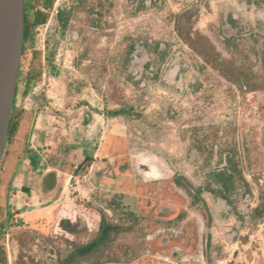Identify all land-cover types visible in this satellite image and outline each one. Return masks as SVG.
Returning <instances> with one entry per match:
<instances>
[{
	"label": "rangeland",
	"instance_id": "374dc122",
	"mask_svg": "<svg viewBox=\"0 0 264 264\" xmlns=\"http://www.w3.org/2000/svg\"><path fill=\"white\" fill-rule=\"evenodd\" d=\"M166 1L162 10L135 15L130 0H89L62 35L58 9L77 0H56L48 24L27 45L24 76L46 66L47 41L56 40L58 75L44 68L38 96L45 93L61 104L68 151L52 208L32 218L13 208L25 228L24 234L11 228L1 239L9 264H57L58 257L95 239L100 210L115 224L138 226L107 251L109 262L93 258L85 264H264V215L254 214L264 204V6L247 0ZM102 4L103 17L90 19L86 9L98 11ZM190 10L198 17L193 33L206 39L198 44L213 45L210 62L174 31L170 17ZM129 39L168 43L173 53L161 67L139 47L125 65ZM240 76L253 78L251 86L238 84ZM18 87L17 104L25 107L31 95L23 96L24 83ZM125 107L132 113L108 114ZM207 135L238 153L250 185L251 194L240 189L231 205L204 192L205 204L195 206L189 190L175 182L183 177L193 188L205 187L210 171L225 166L218 152L191 148L194 138ZM13 145L7 149L11 155ZM10 157L0 169L2 209ZM87 157L94 158L92 166L76 176Z\"/></svg>",
	"mask_w": 264,
	"mask_h": 264
},
{
	"label": "trees",
	"instance_id": "16d2710c",
	"mask_svg": "<svg viewBox=\"0 0 264 264\" xmlns=\"http://www.w3.org/2000/svg\"><path fill=\"white\" fill-rule=\"evenodd\" d=\"M56 0H25V38H24V47L23 54L27 48L28 44H31L35 37V32L38 28L48 24L50 20V15L54 9ZM133 1L136 5L134 9V14H140L150 10H162L167 4L166 0H130ZM89 0H77V4L72 6H64L58 9L56 15V24L57 31L62 35H65L70 28L72 27L73 22L78 18L80 10L87 5ZM249 4H254L256 6H264V0H247ZM103 4L100 6L98 11L95 10V6L87 8L88 17L90 19L94 18V15L97 14L99 17H103ZM96 12V13H95ZM172 22H174V31L177 34L178 38L182 40L185 44L190 46V48L205 61L210 62V50L213 49V45L209 42L206 48H202L198 42L206 40L202 36L193 33L194 25L197 22V15L193 13L192 10L186 11L179 15H172ZM93 21V20H92ZM97 22V20H96ZM233 23V22H232ZM234 26V25H233ZM232 26V27H233ZM128 47L126 50V55L124 59L125 65L131 64L135 60V53L138 51L139 47L144 48L152 57L156 58V63H160L161 67L164 63L168 61L173 49L170 44L162 43L160 41H154L150 39H129ZM57 43L56 40L53 41L48 39L47 41V57H46V66L51 75H58V69L54 65V60L56 56ZM159 65V66H160ZM40 66L38 68L32 69L27 75L24 76L22 72L19 74V83H24L23 96L29 97L32 94V91L36 84L41 81L44 75L45 67ZM151 66V64H148ZM160 67V68H161ZM254 79L251 77H238V84L241 86L248 87L251 86V81ZM19 94V87L17 89L14 108L10 118V124L8 128V134L3 154V160L11 154L8 153V147L13 145L18 137L22 122L26 115L25 107H20L17 104V96ZM37 99L38 106H42L47 102V97L44 94L40 95ZM133 109H128L127 107L122 108L121 110H116L109 112L108 114L112 117H117L119 115L131 114ZM211 137L207 135L206 138L200 140V138H194L191 148L198 150L201 154L210 152L215 154L218 152L220 155V163L225 164L223 167H219L210 171V181L206 184L205 187L193 188L187 184L186 179L183 177H177L175 179L176 184L179 187L186 188L189 190V194L193 197V205L205 204L203 198L204 192H210L215 197L221 198L227 202V204H233V197L239 192L240 189L245 190V194H251L250 185L243 174L242 167L240 165V160L238 158V153L234 149H222L221 145L218 146ZM218 150V151H217ZM29 152V146L27 145L21 155L18 157L16 167L26 158ZM4 162V161H3ZM94 162L93 157H87L85 161L77 168L75 171L76 176H84L88 169L92 166ZM51 163L54 168L64 169L66 163L60 157H53ZM15 178V172L12 173V176L7 185V196H6V205L2 209L0 207V264H9L8 255L5 248L1 245V239L5 237L7 231L11 228L16 230H22L25 226L20 224L19 218H16V214L11 207V196L13 192V179ZM191 188V189H189ZM117 209L120 207L119 201H114ZM112 204V203H111ZM101 213V220L99 230L96 233V237L91 242L75 247L66 257H58L57 264H85L90 259L97 258L100 261H103L104 258H107V262L111 260L112 255L107 251L113 249V245L123 236L128 234L133 235L134 231L138 226V222L135 221V224L132 226H123L120 224H115L111 221L110 217L106 212L99 211ZM256 216L261 217L264 215V204H262L258 209H256ZM130 216L135 217L133 213H130ZM212 223L211 216L209 217V224ZM66 229H70V222L62 223ZM211 242V236L208 238V243ZM131 252V251H130ZM136 258V257H134ZM133 258V259H134ZM102 264V263H101Z\"/></svg>",
	"mask_w": 264,
	"mask_h": 264
},
{
	"label": "crops",
	"instance_id": "0c3cea01",
	"mask_svg": "<svg viewBox=\"0 0 264 264\" xmlns=\"http://www.w3.org/2000/svg\"><path fill=\"white\" fill-rule=\"evenodd\" d=\"M47 96V102L42 106H38L36 98L39 96H36L33 105L25 109L29 113H26L13 145L12 150L16 153L11 155V166L6 172L7 183L15 172L11 204L22 217L46 214L62 185L61 169L54 168L51 159L54 155L63 159V153L68 151V119L57 99ZM27 145L29 152L16 167L18 157Z\"/></svg>",
	"mask_w": 264,
	"mask_h": 264
},
{
	"label": "water",
	"instance_id": "95a60500",
	"mask_svg": "<svg viewBox=\"0 0 264 264\" xmlns=\"http://www.w3.org/2000/svg\"><path fill=\"white\" fill-rule=\"evenodd\" d=\"M25 25V0H0V169L18 89Z\"/></svg>",
	"mask_w": 264,
	"mask_h": 264
},
{
	"label": "built area",
	"instance_id": "2783aa9c",
	"mask_svg": "<svg viewBox=\"0 0 264 264\" xmlns=\"http://www.w3.org/2000/svg\"><path fill=\"white\" fill-rule=\"evenodd\" d=\"M41 86H42V84H41V82L39 81V82L36 84V86L34 87L31 96L28 98L27 103H26V105H25V109L28 110V109L33 105V97H34V96H38V94H39V90H40Z\"/></svg>",
	"mask_w": 264,
	"mask_h": 264
}]
</instances>
